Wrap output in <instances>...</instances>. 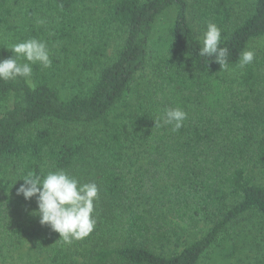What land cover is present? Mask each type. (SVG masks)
<instances>
[{"label": "trees", "instance_id": "obj_1", "mask_svg": "<svg viewBox=\"0 0 264 264\" xmlns=\"http://www.w3.org/2000/svg\"><path fill=\"white\" fill-rule=\"evenodd\" d=\"M192 19L221 30L228 70L199 55ZM262 37L264 0H0V60L35 38L52 62L32 65L31 86L0 80V264H229L243 221L264 230V51L228 77ZM147 68L142 99L134 80ZM176 107L179 131L155 127ZM81 126L97 128L66 130ZM59 170L99 188L94 231L70 245L16 194L28 173ZM201 220L208 232L172 250L181 224Z\"/></svg>", "mask_w": 264, "mask_h": 264}, {"label": "clouds", "instance_id": "obj_2", "mask_svg": "<svg viewBox=\"0 0 264 264\" xmlns=\"http://www.w3.org/2000/svg\"><path fill=\"white\" fill-rule=\"evenodd\" d=\"M220 43L221 30L216 24L208 23L199 55L212 58L225 71L228 70V49L220 47ZM8 49L13 56L0 60V80L7 82L23 78L31 86L32 65L39 63L42 68L51 67L49 49L43 41L31 38L15 43ZM254 58L253 51H243L239 56V67L251 64ZM21 60L25 62L20 63ZM186 119L187 113L182 108H169L165 110L163 117L155 121V127L160 126L162 120L163 125H171V131L177 132ZM22 180L24 183L16 194L23 196L26 201L36 198L38 210L32 214L39 217L41 226H48L59 233V241L70 245L73 241L87 238L94 231L95 205L99 201L97 184H81L64 170L48 172L43 178L28 173Z\"/></svg>", "mask_w": 264, "mask_h": 264}, {"label": "rangeland", "instance_id": "obj_3", "mask_svg": "<svg viewBox=\"0 0 264 264\" xmlns=\"http://www.w3.org/2000/svg\"><path fill=\"white\" fill-rule=\"evenodd\" d=\"M235 17L237 19V24L240 22L242 18L246 16L245 8L236 7L235 8ZM174 16L173 11L169 12L165 17L161 18L158 21L157 26L154 30L155 38L159 37L161 34L164 35L165 26H167V19L172 18ZM167 22V23H166ZM198 21L194 19L191 20V24L197 31L199 38L202 40L203 34L205 31H202ZM115 44L111 43L108 55L112 56L114 53ZM248 51H253L255 54L262 53L264 51V37L255 40ZM243 68L231 69L228 71V77L231 81L232 79H238L240 74L242 73ZM153 73L150 69H145L140 71L134 80V94L139 92V95L142 96V99L147 97V91H149L150 83L152 79H154ZM97 126H81V127H67V131L72 134H76L79 132L92 131L96 129ZM256 183L264 186V177L255 174ZM150 195V194H149ZM148 204V203H147ZM209 221L201 220L198 228H189L185 225L181 224L183 228L177 229L178 235H174L172 238L173 248L172 250L180 251L184 248V246L188 243H191L195 240L200 239L205 233L209 230ZM254 222V223H252ZM241 229V233L235 236V245H236V254L235 257L229 261V264H264V230L260 229V222L255 217H252L251 220H245L241 226H238ZM179 241V247H175V243ZM21 257V256H20ZM20 257H13V264H24L25 262L21 260ZM26 261V257H25ZM212 261V260H211ZM218 261V260H217ZM214 263V262H213ZM205 264V263H204ZM228 264V263H227Z\"/></svg>", "mask_w": 264, "mask_h": 264}]
</instances>
